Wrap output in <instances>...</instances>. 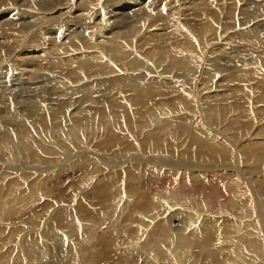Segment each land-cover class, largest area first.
Masks as SVG:
<instances>
[{"label": "bare ground", "instance_id": "6f19581e", "mask_svg": "<svg viewBox=\"0 0 264 264\" xmlns=\"http://www.w3.org/2000/svg\"><path fill=\"white\" fill-rule=\"evenodd\" d=\"M164 1L169 27L158 29L150 54L141 55L144 45L135 40L143 38L145 21ZM177 5L180 10H173L171 0H0V76L19 74L14 77L19 87L1 85L9 92H0V198L26 194L32 202L13 219L0 218V249L14 254V264H37L48 250L41 264H264V175L258 177L264 171V98L256 97L259 88H229L226 97L208 88L223 69L260 63L264 43L240 55L235 49L211 53L210 43L229 28L242 33L249 21L263 17L264 0ZM210 7L211 27L199 20ZM41 11L48 13L36 14ZM36 26L39 31L32 33ZM249 27L254 32L257 25ZM210 31L214 36L208 38ZM175 49L184 52L181 61L164 58ZM29 53L30 61L24 60ZM260 65L264 72V61ZM177 91L195 92L190 95L195 103L185 99L188 110L177 107L172 118L161 103ZM170 124L203 134L196 140L208 146L213 160L191 162ZM66 131L70 136L62 140ZM112 134L120 142L114 151L104 150L101 140ZM60 164L68 165L56 170ZM115 174L119 196L89 220L81 219L78 203L65 216L46 215L67 195L79 193L68 187L56 194V185L80 179L95 186ZM132 175L137 185L148 187L141 210L121 192ZM203 192L211 195V207L202 204ZM43 199L47 202L38 206ZM134 211L144 212V226L129 216ZM37 217V225L47 228L41 236L27 226ZM63 237L71 239L65 251ZM98 237L109 244L103 252L93 245ZM40 238L56 243L45 248ZM28 239L35 241L37 256L26 252ZM27 255L28 263L22 258Z\"/></svg>", "mask_w": 264, "mask_h": 264}, {"label": "rangeland", "instance_id": "374dc122", "mask_svg": "<svg viewBox=\"0 0 264 264\" xmlns=\"http://www.w3.org/2000/svg\"><path fill=\"white\" fill-rule=\"evenodd\" d=\"M171 1L174 4L173 10H180V8H178L177 4L182 3L183 4L182 9H183V8L191 7L197 0H171ZM217 5H220V2H218ZM95 8H96L95 6H92L90 11L94 10ZM47 11H45V12L41 11V12H38L36 14H38L39 16H43V15L48 13ZM213 12H214V8L210 7V9L207 13H203V12L199 13V20L202 22V24L210 25V27L213 25V22H214ZM192 13L188 12L187 14H192ZM194 14H195V12H194ZM195 21H198V19L193 20L190 23V25L191 26L194 25L193 23ZM145 22H146L145 26H144L145 33H144L143 38H141L140 40H135L136 44H138V45L143 44L144 45L143 51L140 52L141 55H145V53L150 54V51L148 48L152 44V42L158 38V29L169 27V18H168V10H167V6H166V2L164 1L163 4L159 5L154 10V13L151 15L150 19L146 20ZM42 23H45L43 25L48 24V22L45 20ZM196 23L199 24L198 22H196ZM247 24H249V25L248 26L244 25L245 28H243L242 33L240 30L237 29V27L235 28V30H232L231 28L227 29L224 36L222 37V38L225 37L226 41L225 40L221 41L222 38L212 41L210 43V45H212L214 47V51L211 53L220 54V53H223L225 50L230 51V50L235 49V51H236L235 54L240 55L241 54L240 51L251 50L252 46L255 43H264V14H263V17H261L259 20H254L253 22L249 21ZM251 24L257 25L256 30L254 32L248 31V29L250 28L249 26ZM35 28H33L34 30L32 29L33 30L32 33H34V31L36 32V30L38 29L37 26ZM209 28H208V30H209ZM37 31H39V30H37ZM213 36H214L213 31H210L208 34V38L213 37ZM220 41H221V43H220ZM224 41H225V43H223ZM29 45L30 46L35 45V43L31 42ZM183 53L184 52L182 50L175 49L172 52H164V58L165 57L169 58L172 61L179 58L181 61V55ZM209 53L210 52H207L206 56L209 55ZM38 54L41 56V55H43V52L39 51ZM30 55H31L30 53L27 55H24V56L22 55V58L25 57L24 60L30 61V58L33 56V55L30 56ZM157 57H159V56H157ZM256 60L257 61L259 60L260 63H258L255 66L245 65V61L239 63V65L237 66V68L234 72H230V71L223 69L221 72H219L217 74V84L213 85V86H209L208 88H210L212 91H214L216 93H220V95L223 97L227 96L226 91L229 88L243 89V90L259 88L260 92L256 95V97H263L264 98V72L261 71L262 65H260L264 61V55H262V58H260V59L256 58ZM247 62H249V61H247ZM65 63H68V62H65ZM95 69L96 68H90V73H93L95 71ZM12 74H14V75H12ZM18 75L19 74H15L13 72V73L8 74V76H0L2 78V79L0 78V80L3 81V82L0 81V92L8 93L9 91L6 90V87L2 88L1 85L3 83H8V82H10L12 84L14 83L13 85H15V81H17L18 78L17 79L15 78V81H14V77H17ZM39 81L42 82L44 80L40 79ZM10 83H8L9 86H12ZM15 86L19 87L18 85H15ZM17 87H15L16 90H17ZM10 89H12V88H10ZM99 93L101 94L102 92H99ZM193 94L195 95V92L187 94V93L182 92V91H177L175 93V95H173L175 97H173L172 95L163 96V101L161 104L164 105L165 110L168 112L169 116L173 118V115H174L173 110L175 108L179 107L178 108L179 111L188 110V107L186 106V100L185 99L188 98V100L190 101V105L195 103V99H193V97L190 96ZM157 99L158 98H155L154 101H157ZM192 100H193V103H192ZM15 106H17V104ZM199 119L201 120V117ZM64 125L67 126L68 124H64ZM170 127H172V130L174 132H177L178 136L181 138V142H180L181 143V150L180 151H188L192 154L193 158H190L191 162L202 163V160H204L205 158L209 160V163L211 162V160H213V157L207 151L208 146H201L199 144H202V143H200L198 140H196V139L202 137L203 134L200 135L198 133H193V132L188 131V130L183 129V128L179 129L177 126H172V124H170ZM122 135H125V133L123 131H122ZM69 136H70L69 131H66L62 140H65V138H67ZM113 136H114V134H112L110 138L106 137V141L101 140V142H104V145H105L104 150L109 149L111 151H114V149L118 146L116 144L118 142H120L118 140V138L120 137L121 140L124 139L123 136H120V134H118V133H117L118 138L113 137ZM249 138H250V136H248L246 138V140H248ZM240 143H243V140L239 142V145H240ZM114 144H115V146H114ZM231 148L236 150V151L238 149V147L233 148V146H231ZM245 148L243 151H245ZM228 149L231 151L230 148H228ZM123 152H127V151H123ZM129 153L131 154V151H129ZM129 153H127V154H129ZM138 153H140V152L135 151V155H137ZM231 153L234 154L233 151H231ZM244 153L246 155L249 154L246 152H244ZM194 156L196 158H194ZM197 157H200V160H198ZM235 157H236L235 159H237V156H235ZM252 161H253V157H251V159L249 158V164ZM228 163H230L231 165L233 164L229 160H228L227 164ZM67 165L68 164H65V165L60 164L59 166H61V167H58L56 170L62 168L63 166L66 167ZM250 165H252V163ZM56 166H58V165H56ZM11 169L12 168H10L9 171ZM53 170L54 169L50 170L51 171L50 173L56 172V171L53 172ZM260 170L261 169H259V171ZM263 170H264V168H263ZM216 171L218 172V170H216ZM259 171H256V172H259ZM44 172H46V171H44ZM263 172L260 173V175L258 176V177H260L259 178L260 180L262 179V177L264 175ZM118 175L119 174H115L111 177L106 178L105 180H102L99 183L97 182V184L95 186H94L95 182H93V181L90 184L88 183L87 185H85L82 181H80V179H76L73 183H71L69 185H64V184L56 185L53 188V191L56 194H61L63 192V190L65 188H68V187L79 188V193H77L73 198L70 194L66 196L67 198L64 196L65 198L63 199L64 200L63 202H61L62 200H60L58 198L57 201L60 200V203H57V205L50 208L48 210V212L46 213V215H48L49 213L52 215L57 213V216H60V217H61V215L65 216L68 214L67 212H65V210L66 209H68L69 211L74 210L75 205L78 203V204L83 206V209L80 213L81 219L82 220H89V216L91 214H93L96 210H99L103 206L107 205L108 203L112 202L114 199H116L119 196L117 194V192H118ZM238 176H240V173H238ZM242 176L243 175H241L240 177L243 178ZM32 179L33 178H31L30 180H32ZM2 184H4V183H2ZM185 186H188V185H185ZM121 192L127 193V194L132 196L130 203H133L131 205L134 206L137 210L138 209L141 210V207L143 205H145L147 198H148V187H147V185L146 184L137 185L136 180H135V175H132L131 177L128 178V181H127V183H125V186ZM210 196L211 195L209 193H205V192L201 193L202 204H204L206 206H208L210 204L208 207H211V205L214 204V201H213V199L210 198ZM44 201L47 202L46 199H43V201H40L36 204L38 206H40ZM53 202L55 203L56 201H53ZM69 203H70V205H69ZM74 203H75V205H74ZM27 206L32 207V202H31L30 197L26 194H19L15 197L14 196L2 197V198H0V218H4L6 216H9L11 219H13L17 215V209L18 208L23 209V208H26ZM138 213L139 212L134 211L133 213L129 214V216L130 217L132 216L133 220L139 219L138 224L144 226L141 221L143 220L144 222H147L148 220L144 217V212H140L139 215H138ZM74 214H76V212H74ZM122 215H124V214H122ZM225 218H228V217H225ZM44 219L45 218H43L42 223H45ZM81 219H79V220H81ZM224 219H222V221ZM37 220H38V217L36 218V222H34L35 225L31 224V225H27V226L28 227L33 226V227L37 228L36 232H38L39 235L41 236L42 234H44V233H42V231H45V230L47 231V228L45 227L44 224H41V223L40 224L42 227L40 225H37L38 224ZM127 220L132 221L130 219H127ZM33 221H35V219H33ZM128 221H126L124 223V226L127 228H130L131 227L130 222H128ZM49 223L52 224L53 220H50ZM125 224H127V225H125ZM10 225L14 226L16 229H19L20 227H22V225H20V224H10ZM7 226H9V225H7ZM133 226L134 225L132 224V227ZM15 228H14V230H15ZM27 230L28 229H25V231L21 232L20 235H18L17 237L21 238V237L25 236V234L27 233ZM82 231H83V229H82ZM53 232L64 233L66 231L63 230L61 232V231L56 230ZM63 239H64V242H63L64 244L62 243L61 247L63 248L62 250L65 251L67 246L71 244V239L66 240L65 237H63ZM28 240H27V242L30 245L26 246V252L28 251L30 257H32L33 255L37 256L38 254H36V251L38 252V248L35 249L36 250L35 252L33 251L34 247H35L34 246L35 244H33V243H35V241L33 242L31 239H28ZM51 243H52V245H51ZM55 243H56L55 241H51L49 238H47V241H46V239L41 240V238H40L39 239L40 245L39 244L38 245L43 246V244H44L45 248H48V245L53 246ZM93 245H96V247H98L97 249L99 250V252H103L104 249H107L109 247V244L104 242L100 237H98V240H96L93 243ZM8 246H11V244ZM20 248L23 250V246H21ZM7 249L6 248L0 249V256H3L0 258V264H14V261L12 260V258L14 257V254L10 255V252H8V253L4 252ZM54 251L55 250L53 249L52 250L53 254H54ZM32 252L34 254H32ZM48 252H49V250H48ZM48 252H47V254L46 253L44 254V256H45V257L43 256L44 259L42 258L41 260L39 259L40 261L38 260L39 262H37V264H41L43 262V260L45 262L48 259V256L50 254V253L48 254ZM22 258H24L26 263H28V259H29L28 255L22 256Z\"/></svg>", "mask_w": 264, "mask_h": 264}]
</instances>
